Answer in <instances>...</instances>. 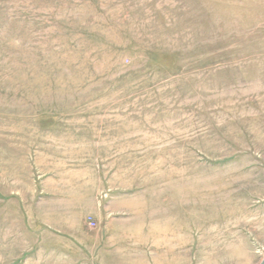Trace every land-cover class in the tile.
<instances>
[{"label": "rangeland", "instance_id": "374dc122", "mask_svg": "<svg viewBox=\"0 0 264 264\" xmlns=\"http://www.w3.org/2000/svg\"><path fill=\"white\" fill-rule=\"evenodd\" d=\"M263 253L264 0H0V264Z\"/></svg>", "mask_w": 264, "mask_h": 264}, {"label": "water", "instance_id": "95a60500", "mask_svg": "<svg viewBox=\"0 0 264 264\" xmlns=\"http://www.w3.org/2000/svg\"><path fill=\"white\" fill-rule=\"evenodd\" d=\"M258 264H264V255H263V257L261 258V260L259 261Z\"/></svg>", "mask_w": 264, "mask_h": 264}, {"label": "built area", "instance_id": "2783aa9c", "mask_svg": "<svg viewBox=\"0 0 264 264\" xmlns=\"http://www.w3.org/2000/svg\"><path fill=\"white\" fill-rule=\"evenodd\" d=\"M89 224H94V221L92 219L89 218V221H88Z\"/></svg>", "mask_w": 264, "mask_h": 264}, {"label": "bare ground", "instance_id": "6f19581e", "mask_svg": "<svg viewBox=\"0 0 264 264\" xmlns=\"http://www.w3.org/2000/svg\"><path fill=\"white\" fill-rule=\"evenodd\" d=\"M263 255H264V253H263ZM263 255H262V257H263ZM262 257H261V258H262ZM260 260H261V259H260Z\"/></svg>", "mask_w": 264, "mask_h": 264}]
</instances>
